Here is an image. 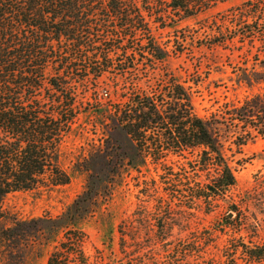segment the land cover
Segmentation results:
<instances>
[{
  "label": "trees",
  "instance_id": "16d2710c",
  "mask_svg": "<svg viewBox=\"0 0 264 264\" xmlns=\"http://www.w3.org/2000/svg\"><path fill=\"white\" fill-rule=\"evenodd\" d=\"M136 1L0 0V221L8 195L71 183L72 177L59 166V155L80 115L79 92L72 82L85 89L91 82L111 87L121 79L111 114L135 143L143 165L148 160L162 165L160 179L168 198H157L154 213L140 208L138 219L126 226L146 231L143 247L149 252L135 257L133 251L132 258L113 264H264V242H246L245 236L230 240L219 258L206 255L201 246V241L212 242V236L191 242L170 240L176 215H183L173 208L175 201L187 210L205 206L210 213L222 199L228 213L236 215L224 217V233L230 228L249 233V227L257 235L263 227L242 213L240 206L246 202L227 200L237 179L210 122L197 115L191 89L165 66L169 51L158 44L148 20L154 18L164 30L184 24L182 30L190 32L195 30L189 25L194 21L197 31L207 34L217 25H205L200 17L233 0H140L142 7L133 4ZM221 25L222 40L215 44L260 40L264 45V0L246 2ZM197 149L201 154L195 161L184 156ZM170 155L187 160L179 172L167 164ZM201 173H207L209 183L199 181ZM142 191L146 196L158 193L157 182H146ZM260 196L264 197L256 194L250 203L264 209ZM120 233L125 251V232ZM84 237L82 232L67 231L47 264H89ZM132 240L140 246L136 236ZM158 245L165 253L162 261L156 258Z\"/></svg>",
  "mask_w": 264,
  "mask_h": 264
},
{
  "label": "rangeland",
  "instance_id": "374dc122",
  "mask_svg": "<svg viewBox=\"0 0 264 264\" xmlns=\"http://www.w3.org/2000/svg\"><path fill=\"white\" fill-rule=\"evenodd\" d=\"M248 1L254 0L220 3L203 14L199 22L217 25L214 32L207 29V34L204 30L198 32L194 21L189 23L195 28L190 32L182 30L184 24L176 30L159 29L154 18H147L156 41L169 51L165 66L191 89L197 115L210 122L211 133L237 179L238 186L227 200L246 202L240 206L242 213L252 224H263L257 235L246 226L249 233L231 228L224 233V217L236 215L228 213V204L222 199L215 202L210 213L205 212V206L187 210L179 207L178 201L172 203L183 215H176L170 240L191 242L196 237L212 236V242L205 245L201 241V246L206 255L216 258L222 256L221 250L233 238L245 236L246 242H264V209L250 203L256 194L264 195V135L257 131H264V45L260 40L254 44L238 40L225 45L214 43L222 40L221 21ZM133 4L142 7L144 3L137 0ZM121 83L120 79L118 85L113 83L110 87L105 82H91L84 89L72 82L79 92L80 115L59 155L60 168L72 181L67 186L39 187L5 198L4 218L0 221V264H47L69 230L84 234L89 264H113L130 258L133 251L135 257L149 252V248L143 247L146 231L132 232L126 226L128 221L138 219L140 208L154 213L157 198H168L160 179L164 170L162 165L149 160L143 165L135 143L111 114L117 101L116 86L120 88ZM200 154L197 149L184 156L195 161ZM185 162L183 157L170 155L167 164L179 172V165ZM136 164L139 169L134 168ZM208 178L207 173H201L199 181L207 184ZM152 180L157 182L158 193L146 196L142 190ZM259 199L264 201L263 196ZM120 231L125 232V251L121 248ZM133 236L139 247L134 246ZM155 251L159 253L156 258L162 261L165 253L161 245Z\"/></svg>",
  "mask_w": 264,
  "mask_h": 264
}]
</instances>
